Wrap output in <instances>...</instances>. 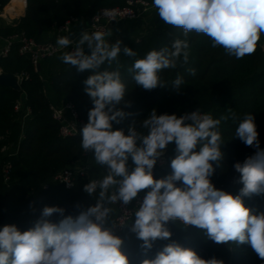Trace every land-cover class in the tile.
<instances>
[{"label": "clouds", "instance_id": "9594fccd", "mask_svg": "<svg viewBox=\"0 0 264 264\" xmlns=\"http://www.w3.org/2000/svg\"><path fill=\"white\" fill-rule=\"evenodd\" d=\"M158 16L166 24L189 33L205 34L212 46L241 59L256 51L264 34V0H153ZM104 15L114 16L105 10ZM104 32L83 31L75 41L60 37L61 48L72 46L60 59L77 72L89 71L84 80L85 92L92 100L88 122L80 129L81 147L93 152L98 165L107 167L102 180H92L84 191L93 196L98 193L94 206L77 216L64 215L65 209L45 206L34 226L21 232L14 224L0 230V264H130L122 252L123 240L115 234L117 226H108L112 211L106 204L121 201L129 204L138 193L148 189L142 203L135 210L131 231L136 233L144 249H151L157 239H169L172 233L166 227L169 221H181L204 231L216 244L235 242L248 244L264 260V213L253 214L243 198L264 193V149L260 148L259 133L252 114H245L235 130V137L246 146L256 149L234 169L240 174L243 187L238 195L217 189L210 180L223 159L221 120L199 110L177 116L160 114L153 109L142 120L147 134L137 131L135 124L114 129L128 114L123 107L126 86L119 69L101 70L123 52L135 57L137 53L122 41H106ZM85 48L88 51H85ZM187 39H174L171 48L152 50L144 58L134 61L128 69L133 79L145 90L165 87L160 73L175 69L181 61L189 59ZM195 75L196 70H189ZM184 84L181 76L172 81V89L179 92ZM124 101L123 107H118ZM174 142L176 155L170 162L171 174L155 179L153 168ZM131 158L134 168L130 171ZM178 182L180 186H178ZM110 189H114L110 192ZM59 214L62 219L53 222L50 217ZM142 264H224L215 257L201 258L193 249L179 244H168L154 259Z\"/></svg>", "mask_w": 264, "mask_h": 264}, {"label": "trees", "instance_id": "16d2710c", "mask_svg": "<svg viewBox=\"0 0 264 264\" xmlns=\"http://www.w3.org/2000/svg\"><path fill=\"white\" fill-rule=\"evenodd\" d=\"M129 1L27 0L25 15L16 22L0 20V47L3 39L17 34H25L40 43L55 41V29L72 18L89 21L102 9L124 7ZM147 1L153 3V0ZM9 2L0 0V10ZM12 3L22 7L25 0H12ZM174 39H187L188 62L183 63L181 58L175 69H164L160 73L165 87L145 90L138 86L133 73L128 71L134 61L144 58L152 50L171 48ZM117 40L122 41V47L131 48L137 55L129 57L121 52L117 61L111 65L105 63L101 68L109 71L119 69L126 86L125 101L129 102V106L123 107L122 101L118 107H123L128 115L119 124L113 122V128L123 129L127 134L129 126L135 124L138 132L147 134L141 126L142 120L153 109L158 115L181 116L199 110L214 119L227 116V120H221L219 125L224 156L218 166L213 162L215 172L210 180L217 189L238 195L243 185L239 182L240 174L235 171L234 164L243 162L256 151L235 137V130L245 114L255 117L260 148L264 149V71L255 72L262 60L264 34L260 36L256 51L239 60L229 55L222 46L213 47L211 39L205 34L191 32L184 37L182 29L162 20L148 28L129 29L111 43ZM19 49L20 44L15 42L8 56L0 58L3 72L27 76L22 81L21 91L0 86V230L5 225L14 224L23 232L34 226L45 206L61 207L65 209V216L73 217L94 206L99 190L90 196L83 189L91 178L102 180L105 173L93 164L87 176L78 177L71 189L54 179L60 170L80 163L84 150L81 137H63L60 134L61 124L53 118L50 104L71 102L79 117L87 123L93 103L85 92L83 82L91 73L77 72L70 65L57 68L51 64L55 57L44 60L50 61L49 65L36 71L30 56L21 54ZM190 69L196 70L195 75L190 73ZM178 75L184 80L179 92L172 89V81ZM20 101L22 105L17 110L16 105ZM175 149L173 142L168 150L167 165L153 168L155 179L171 174L170 162L177 154ZM6 166H10L8 180L4 171ZM128 167L130 171L134 168L131 159ZM147 191L142 190L139 194L145 195ZM243 201L253 214L264 213V193L244 197ZM106 206L112 209L108 217V226L111 227L116 210L112 204ZM50 219L58 222L62 217L54 214ZM133 223L134 220L120 236L123 240L121 250L130 264L154 259L166 245L173 243L193 249L203 259L215 257L223 260L224 264H264L250 245L235 242L216 244L206 237L203 230L180 221L168 222L166 227L172 233L171 237L157 239L152 248L146 250L141 247L143 241L131 231ZM115 234L118 235L116 230Z\"/></svg>", "mask_w": 264, "mask_h": 264}, {"label": "built area", "instance_id": "2783aa9c", "mask_svg": "<svg viewBox=\"0 0 264 264\" xmlns=\"http://www.w3.org/2000/svg\"><path fill=\"white\" fill-rule=\"evenodd\" d=\"M27 0H25V4ZM154 7L153 3L147 0H131L128 2V5L124 7H112L104 8L100 11L98 15L89 20L88 24L82 28L77 34L73 33L74 25L82 22L78 18H72L67 21L64 25L57 27L54 31L55 41L40 43L33 38L26 36L25 34H17L6 39H3V43L0 47V58L7 57L11 51V48L15 42L20 44V53L28 54L32 60L33 66L36 71L41 69L42 62L46 59L53 58L67 51L72 50V46L68 48H61L57 45L56 41L60 37H69L71 40L75 41L79 38V35L83 31L88 33H93L96 31L104 32L109 36L110 29L112 26L127 22L131 20H136L142 15L146 14L150 9ZM105 10L111 11L114 13V16L104 15ZM2 14L0 16H4ZM87 52L88 49L85 48ZM3 70L0 68V74ZM19 82L22 85V81L27 78L25 75H18ZM22 105V102H18L16 109L18 110ZM50 108L52 110L53 118L60 122V134L63 137H81L80 129L87 123L79 117L78 112L76 111L75 106L71 102H63L59 104L58 102H51ZM204 114V113H202ZM173 143V142H172ZM170 143L164 151V154L157 160L154 167H164L168 163V150L171 146ZM131 158H129L130 160ZM94 164V154L93 152H83V157L80 163H76L72 166H69L63 170H60L54 177L56 181L62 184L65 188L71 189L74 187L76 179L78 177H86L88 172L93 169ZM105 175L107 174V167L103 166ZM6 180L9 179L10 175V166L5 168ZM100 179L97 177L91 178L90 181ZM114 189H110V192ZM144 195L138 193V196L134 198L129 204L124 205L121 201H118L116 204H112L116 210V218L114 225L117 226L115 230L118 233V236H121L125 228L134 220L135 210L142 203ZM179 221V220H177ZM171 222V221H169ZM181 222V221H180ZM183 223V222H182ZM190 226V225H187Z\"/></svg>", "mask_w": 264, "mask_h": 264}, {"label": "crops", "instance_id": "0c3cea01", "mask_svg": "<svg viewBox=\"0 0 264 264\" xmlns=\"http://www.w3.org/2000/svg\"><path fill=\"white\" fill-rule=\"evenodd\" d=\"M16 8H18V7H16ZM26 8H27V3L25 4V10L23 11L24 12L23 15H25ZM161 20L162 19L158 16L156 8L153 7L148 12H146V14L139 17L137 20H134L131 22L128 21L125 24H116V25L112 26L110 29L109 36L105 39L107 42L111 43L114 39L119 38L122 35V33L126 32L129 29L131 30L134 28H137V29L148 28L153 23H159ZM88 22L89 21H82L79 24L74 25L73 33L77 34L82 28H84L88 24ZM62 54H59L58 56H56L52 60L53 63H51V64L53 66H56L57 68H59L61 66L67 65V64H64L60 59V56ZM49 63H50V61H44L41 65V68L45 69L49 65ZM103 172H104V169H103Z\"/></svg>", "mask_w": 264, "mask_h": 264}, {"label": "water", "instance_id": "95a60500", "mask_svg": "<svg viewBox=\"0 0 264 264\" xmlns=\"http://www.w3.org/2000/svg\"><path fill=\"white\" fill-rule=\"evenodd\" d=\"M2 14V10H0V15ZM264 71V51L262 54V60L260 62V65L256 69V73H261ZM0 86L4 87H10L14 90L21 91L22 86L21 83L19 82V76L14 73H5L2 72L0 74Z\"/></svg>", "mask_w": 264, "mask_h": 264}, {"label": "rangeland", "instance_id": "374dc122", "mask_svg": "<svg viewBox=\"0 0 264 264\" xmlns=\"http://www.w3.org/2000/svg\"><path fill=\"white\" fill-rule=\"evenodd\" d=\"M12 2V0L5 6V8L3 9V14L4 16H0V20H4L6 21L7 23H14L16 22V20L20 19V17L23 16V11L25 10V4L21 6H19L18 8L19 9H16L14 12L12 13H8L6 12V8L10 5V3ZM94 166L98 168H101L103 169V166L101 165H98L95 160H94Z\"/></svg>", "mask_w": 264, "mask_h": 264}, {"label": "bare ground", "instance_id": "6f19581e", "mask_svg": "<svg viewBox=\"0 0 264 264\" xmlns=\"http://www.w3.org/2000/svg\"><path fill=\"white\" fill-rule=\"evenodd\" d=\"M16 9H18V8H16V6L14 5V3L11 2V4L9 5V8L6 9V12H8V13H12V12H14Z\"/></svg>", "mask_w": 264, "mask_h": 264}]
</instances>
